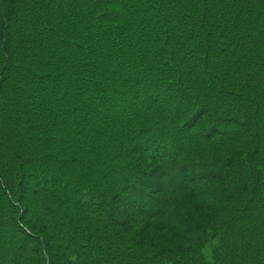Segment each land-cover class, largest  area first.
I'll list each match as a JSON object with an SVG mask.
<instances>
[{
  "label": "trees",
  "instance_id": "1",
  "mask_svg": "<svg viewBox=\"0 0 264 264\" xmlns=\"http://www.w3.org/2000/svg\"><path fill=\"white\" fill-rule=\"evenodd\" d=\"M0 264H264V0H0Z\"/></svg>",
  "mask_w": 264,
  "mask_h": 264
}]
</instances>
